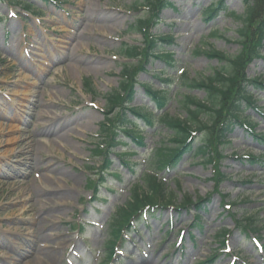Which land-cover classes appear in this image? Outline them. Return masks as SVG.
I'll return each mask as SVG.
<instances>
[{
	"label": "rangeland",
	"instance_id": "rangeland-1",
	"mask_svg": "<svg viewBox=\"0 0 264 264\" xmlns=\"http://www.w3.org/2000/svg\"><path fill=\"white\" fill-rule=\"evenodd\" d=\"M137 1L0 0V264H107L111 242L125 244L112 264H264V92L248 81H264V47L238 77L253 95V106H241L253 135L236 125L221 153L214 140L222 156L214 167L192 152L174 171L159 172L154 162L159 150L172 146L171 132L138 121L144 146L120 134L124 145L112 148V167L101 169L96 150L104 95L118 88L121 65L130 62L120 56L121 45L145 40L134 27L139 18L146 16L151 36H170L172 42H159V48L174 65L150 57L136 74L129 109L154 112L141 87L149 85L169 98L158 115L185 119L182 97L202 101L205 92L183 87L184 78L199 82L221 66L209 49L230 59L242 50L244 0H224L209 20L205 9L218 0H160L167 6L158 11V2L154 12ZM86 79L96 95L84 89ZM162 80H169L168 90ZM127 118L135 120L131 113ZM125 150H132L127 168L114 155ZM246 155L261 161L237 159ZM145 173L165 183L177 207L185 199L206 203L201 210L146 213L129 235L122 231V240L112 237L115 211ZM249 221L256 233L247 237Z\"/></svg>",
	"mask_w": 264,
	"mask_h": 264
},
{
	"label": "trees",
	"instance_id": "trees-1",
	"mask_svg": "<svg viewBox=\"0 0 264 264\" xmlns=\"http://www.w3.org/2000/svg\"><path fill=\"white\" fill-rule=\"evenodd\" d=\"M8 2V0H2ZM48 2L53 0H41ZM160 0H138L136 6L148 8L154 12L156 3ZM20 2V1H19ZM224 0H218L215 4L205 9L204 16L207 20L212 19L223 9ZM166 2H159L158 11L164 9ZM26 8H33L30 3H22ZM147 4V5H146ZM245 10L242 17L241 28L238 29L239 42L241 44V53L236 57L227 58L225 54L211 50L207 52L211 58H216L220 61L221 66L215 69L213 74L202 81H192L184 78L182 86L190 89H202L205 92V98L202 101L191 97H182L181 108L185 112V119L177 117H170L168 115H158L167 105L169 98L166 96V90H153L149 85H142V89L153 103L154 112H146L143 109H129L127 105L132 100L133 87L136 85V74L143 71V65L147 63L150 57L156 58L165 62L168 67L174 64L171 62L172 55L163 52L160 49L159 42L168 43L172 39L168 36H151L147 33L146 16L139 18L134 27L143 34L145 40L140 46H129L122 44L120 47V56L127 63L121 65L119 73L118 88L104 95L106 101V109L104 111V120L100 124L99 132L103 136L100 148L96 152L102 156L101 169L108 171L111 167L109 155L115 145L123 144L120 142V134L126 136L134 141L137 145L143 147V138L139 136L138 130L140 126L136 124L141 123L146 127L152 129L157 122L164 128L169 130L172 135L171 147L166 150H159L155 159V166L159 172H171L177 169L181 159L186 155L194 152L196 157H199L205 162V165L214 167L218 160L222 159L221 154L213 148V143L219 146L221 153L222 149L227 146L229 140L227 139L230 132L236 125L245 128L253 134V129L249 120L242 118L241 106L243 103L253 105V97L246 87L239 83L240 71L246 66L248 61L255 58H260L261 51L264 47V0H244ZM146 15L149 16V13ZM234 18L239 17L231 13ZM147 35H146V34ZM213 32L211 36H215ZM246 53V54H245ZM167 59V60H166ZM135 61V62H133ZM226 63V65H225ZM169 80H162L163 87L170 88ZM249 83L256 85V90L264 92V81L258 79H249ZM84 89L88 94L96 95L93 91L91 82L87 79L83 82ZM248 87V86H247ZM131 113L135 120H130L127 116ZM204 118V119H203ZM133 124V125H132ZM201 132H205L201 135ZM259 138L258 136H255ZM264 142L263 138H259ZM198 144L194 151L195 144ZM124 145V144H123ZM132 151V150H126ZM115 154L121 164L127 168L128 164L124 163L125 154ZM239 159L250 160L253 162H260V159L253 158V156H244ZM130 169V168H129ZM133 173L132 169H130ZM104 174H108L104 172ZM217 178L222 179L221 172L215 171ZM100 177V175H99ZM99 179V178H98ZM103 181V180H100ZM141 185H136L132 189L131 196L127 203L115 211L114 219L112 220V237L121 239L124 236L122 231L130 232L133 222H137L141 214L148 212L154 214L156 210L173 208L176 210L188 207H194L201 210L200 205L206 202L202 199L192 203L190 199H185L183 203L177 207L174 205L175 199L173 194L169 195L165 183L159 178L151 174H143L139 180ZM95 184L93 190L96 192ZM193 223H199L198 217L194 218ZM254 223L250 222L244 227V233L254 232ZM223 237V232L220 233ZM116 245L111 242L106 250V262L110 263L114 259V251Z\"/></svg>",
	"mask_w": 264,
	"mask_h": 264
}]
</instances>
